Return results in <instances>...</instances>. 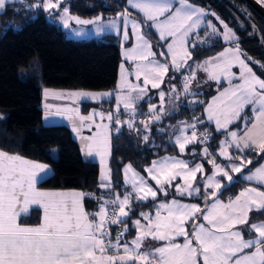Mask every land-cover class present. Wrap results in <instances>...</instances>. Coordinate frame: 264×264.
Here are the masks:
<instances>
[{
  "label": "snow or ice",
  "instance_id": "6c2138e0",
  "mask_svg": "<svg viewBox=\"0 0 264 264\" xmlns=\"http://www.w3.org/2000/svg\"><path fill=\"white\" fill-rule=\"evenodd\" d=\"M12 2L13 0H0V12L6 14L7 6ZM62 2L63 0H43V3L35 4L33 7H42L45 11L53 9L61 11ZM179 2L180 7L173 8L170 0H129L131 7L143 13V21L132 20L127 10L120 14L124 39L129 38V24L137 38L136 46L125 55L126 59L137 62L135 76L138 81L143 77V86L130 85L126 80L122 81L120 88L123 90L128 87V93L118 96L115 113L109 112L106 117L100 114L101 120L106 118L110 124L123 126L124 122L119 115L122 105L123 110L129 115L127 127L136 130L134 120L136 101L146 94L149 84L153 88H158L169 71L167 63L169 57H166L164 63L155 59L156 53L152 51L146 33L142 32L144 22H150L149 26L157 30L159 39L166 42L163 46L170 54L171 67L179 71L186 66L187 59L192 56L189 49L196 47L193 37L198 39L199 27L208 13L192 6L187 0ZM63 13L65 27L68 26L69 19H72L79 25L95 24L98 33L105 27L120 32L121 24L116 20L108 25H102L101 18L82 20L79 17H70L66 8L63 9ZM209 26L215 34L217 32L215 26ZM224 28L227 29V25H224ZM223 38L225 41L234 39V34L227 30ZM160 55L165 56V53L161 52ZM241 56L238 48H229L206 61L204 65H197L208 73L210 79L219 81L224 77L230 85L219 97L214 98L212 105L207 109L208 119L215 121L217 129L225 128L240 117L247 105H253L255 117L251 127L246 128L242 136L231 132V140L222 142L221 155L229 160L233 157L227 149L232 146L238 151L251 149L258 154H264V79L257 77ZM236 64L241 69L238 77L241 82L232 85V80L237 77L231 69ZM192 79L194 76L191 74L185 78V92L190 90ZM132 92H136L137 96H132ZM45 96H48L47 91ZM77 96L96 99L94 95L87 93H73L67 96L59 94L57 98ZM160 98L163 101V92L160 93ZM150 111L153 118L159 121L157 109L150 106ZM55 114L66 115L70 120L79 121V126H85V122L94 124L97 115L93 112L90 116H82L78 109L60 107L55 109ZM97 127L102 128V131H97L94 136L81 137L84 141L83 150L88 155L93 153L99 155L101 163H104L105 157L110 155V127L99 125ZM191 127L193 128L191 136L181 135L176 138V144L179 145L181 152L187 144L197 140L195 125ZM74 130L79 132V127H75ZM145 130L150 131L146 123ZM116 131L119 132V127ZM147 139L148 136L145 135L144 140ZM204 140H207V134ZM204 154L206 158L211 156L207 149H204ZM236 159L239 160V164L231 167L232 172H241L246 164L252 163L250 159L240 157ZM209 162L213 164L216 174L226 177L229 182L232 181L229 172L216 164L214 159H209ZM46 167L0 151V264H264V222L249 224L248 218L250 211L264 209V191L246 189L225 204L219 202L215 195L222 184L213 176L207 179L205 184L206 188L215 191L206 192L203 197L213 200L210 206L202 209L197 204H182L176 200L170 203L161 202L154 217L150 213H140L146 224H141L140 220L132 221L138 234L129 245V242L121 241L128 231L126 225L129 211L126 209H130L133 198L145 201L149 197L155 200L158 193L166 196V187L178 176L184 181L183 185L176 187L180 195L193 193L199 195L200 188L194 187L193 182L198 173L203 174L202 164L189 168L188 162L176 158L154 162L146 171L158 186L155 189L129 164L125 168V183L131 186L132 192L125 193L121 198L120 194L113 190V198L103 200L96 213L85 211L82 203L85 195L83 193L37 191L35 187L37 174L43 172ZM246 178L264 185V165ZM100 186L105 189L111 187L110 169H105ZM31 205H40L43 208V219L38 226L19 223L20 217L29 213ZM200 220L206 223H200ZM189 222L191 232L187 228ZM244 224H249V233H255L249 239H245L244 230L237 227ZM112 225H124L114 239ZM177 236L184 238L183 244L175 242ZM149 237L164 241V246L156 248L153 252L140 251L143 241Z\"/></svg>",
  "mask_w": 264,
  "mask_h": 264
},
{
  "label": "trees",
  "instance_id": "16d2710c",
  "mask_svg": "<svg viewBox=\"0 0 264 264\" xmlns=\"http://www.w3.org/2000/svg\"><path fill=\"white\" fill-rule=\"evenodd\" d=\"M129 0H66L70 15L92 18L100 13L106 17H115L128 7ZM188 2L214 12L218 18L229 24L238 39L237 43L244 54L254 63L253 71L264 79V16L258 13L246 0H187ZM43 0H26L24 3H10L6 14L0 13V151L20 156L31 161L48 164L53 174L41 181L38 187L43 190H79L94 192L96 199H112V191L120 195L123 189V173L127 164H131L140 174L146 175L147 168L164 156H182L192 159L191 164L207 147L217 153L226 132H218L204 116L206 103L217 91L216 85L209 90L194 91L198 83L194 81L188 95L183 94L180 75L171 71V98L175 99L177 112L159 121H150L147 108L152 101H143L137 105L143 111L136 114L144 123H135L136 130H130L123 123L122 130L112 135V156L110 160L112 189L101 190L100 166L84 160L81 147L74 139L71 129L66 125L45 126L43 123V92L45 89H68L89 91H111L118 86L120 65L122 62L119 38L107 35L102 40H74L67 38L66 32L54 21L59 14L42 7H33ZM208 20V18L206 19ZM207 27L200 31L204 35ZM154 42L156 38L149 34ZM226 43L222 40L190 48L191 63L197 64L216 56ZM177 95L180 97L177 98ZM115 100L99 103L83 102L82 112L93 110L113 112ZM121 120L128 115L120 113ZM145 120L150 131L145 130ZM195 125L197 140L188 146L182 155L179 145L173 139L172 128L178 123ZM239 122L234 128L240 126ZM116 130V127L113 126ZM117 127H121L117 125ZM207 134L208 143H203ZM147 135V141L144 136ZM55 151L57 156L55 157ZM243 158L250 159V169H255L263 160L264 154L253 150L238 152ZM240 177L217 197L222 200L235 198L246 186ZM179 197L176 190L167 189L153 200H132L127 223L128 231L123 240L131 242L136 235L132 221L141 218L140 213H153L159 203L170 197ZM95 199V198H94ZM89 208L93 201L87 199ZM25 224H39L41 211L33 209L30 214L19 219ZM264 221V209L252 211L249 224ZM249 224L240 228L244 236L249 233ZM124 225H112L113 239ZM122 249V248H121ZM121 253H123L121 251Z\"/></svg>",
  "mask_w": 264,
  "mask_h": 264
},
{
  "label": "rangeland",
  "instance_id": "374dc122",
  "mask_svg": "<svg viewBox=\"0 0 264 264\" xmlns=\"http://www.w3.org/2000/svg\"><path fill=\"white\" fill-rule=\"evenodd\" d=\"M25 1L26 0H13L12 3H24ZM256 1L260 5H262L264 7V0H256ZM170 2L173 5V8L180 7L179 0H170ZM189 4H191V3H189ZM192 6H195V5H192ZM195 7H197V6H195ZM65 8L68 9V5H67L66 0H63V2L60 4L61 11H58L59 14L55 15L53 18H54L55 23H57V25L66 32L67 38H71V39H74V40H91V39L102 40L107 35L116 36V37L119 38V45H120V48H121L122 62H121V66H120L118 86H117L116 90H111V91H85V90H79V91L75 90V91H73L72 90L71 91V90L46 89L44 91V104H43V106H44V109L46 111V116L47 117L52 112V109L49 106H52L54 108L55 107L57 108V106H58L56 99L55 100H50V99H52V96L54 98V95H59V94L63 93V92H60V91H65L64 93H66V94H67V92H68V94L87 93V94L94 95L96 97V99H91L89 96L88 97L77 96V97H75L76 101L84 100V102H88V101L89 102H91V101L99 102V101H102L104 99L105 100H111L113 97H115L116 101H117V97L118 96L126 94L129 91L128 87H125L123 90L120 88V85H121L122 81L126 80L127 84H130V85H141V86H143V77H141L140 80L138 81L136 79V76H135V68H136V63L137 62H134L132 60L126 59V55H125L127 51H129L130 49L135 47L136 44H137V38H136L135 34H133V32H132L131 24H129V26H128L129 38L127 40H125L123 35H122L123 24L120 21V14L124 13L125 10L121 11L120 13H118L117 16H115V17H106L102 21H100V23L102 25H108L111 21L116 20L118 23L121 24L120 32H118L117 29H114V28H111V27H105L102 32L98 33L96 31V27L97 26L95 24H91V25H88V26L79 25V24H76L75 21L72 20V19H69L68 26L65 27L64 20L62 19V17L64 16L63 9H65ZM197 8L203 9V8H200V7H197ZM53 10H55V9H53ZM53 10H49L48 12H50V14H51V13H53ZM126 10L130 14V18L132 20L143 21V13L140 12L138 9H135V8L131 7L129 2H128V8H126ZM203 10H204V12L208 13V15H206L203 18V22L201 23V25L199 27V30H198V34H199L198 39L194 36L193 37V43H195L196 46H204V45L212 44V43L216 42L217 40H222L224 43L227 44V46L220 53L225 52L229 48H232V49L238 48L239 49V53L242 54L241 58H244L246 60V63H248L249 67H251L250 64L254 63V61L249 59V57H247L243 53L241 48L239 47V44L237 43L238 37H237L236 33L234 32L233 28L229 24H227L226 22H224L220 18H218V16L213 11L210 12V11H208L206 9H203ZM55 11H57V10H55ZM136 11H138L139 13H136ZM0 13H2V12H0ZM69 16L72 17V15H70V14H69ZM207 18H208V20H206ZM149 23L150 22H144V25H143V28H142V32L146 33V39H148L150 41V43L152 45V51H154L156 53V56H155L156 60L160 61L161 63H164V62H166V57H169V59L167 60V63L169 65V71L164 76L163 82L160 84V86L158 88H153L150 84L147 86L146 94H144L141 98H139L136 101L135 110H136V114H138L141 111H143V109H141V107H137V105L139 103H141V101H143L145 98H148V99H150V98L157 99L158 98V100H156V102L154 101L153 103H151L150 106H154L157 109L158 114L160 115V118H162L165 115L170 117V116L174 115L177 112V110H178L177 107H176L177 105L175 103V99L173 97L171 98L172 105H169V102H168V100L171 97V92H170L169 85H170V81H173V78H172V75H171V70L174 69V68L171 67L170 54H168L167 48L165 46H163V45L166 44V42L165 41H161L159 39V34H158L157 30L154 27H150ZM209 25L215 26V28L217 29V32L215 34H213L212 27H210ZM224 25H227V29L224 28ZM205 27L208 28L207 31H205L204 35H200V31L203 30ZM148 29H151L152 31H154L156 33V39H157L156 42H154L152 40V38L150 37ZM227 30H230V32L232 34H234V39H231V40H228V41L224 40L223 36H224V33ZM189 51H190V49H189ZM161 52L165 53V56H161L160 55ZM217 56H215V57H217ZM191 58H192V56H191ZM191 58L187 59L185 67L181 68L179 70V72L175 71V73H180V72L184 71L185 74L188 75V76L190 74L193 75L194 79H192V80L198 82L196 84V86L193 88L194 91H196L198 89H201L202 86H200V85L202 84V82L207 83V84H209V83L221 84L222 82H227L226 86L224 85V89L221 90V91H218L213 96V98L210 100V102L206 105V107H205L206 119L209 122H211L213 125H215V127L217 128L215 121L208 119V111H207V109L209 108V106L212 105V102H213L214 98L219 97L222 92H224L226 89H228L230 87V85L228 83V80L226 78H224V77H221L219 79V81L210 79L207 72H205L202 68H198L197 67V65H204L206 61H209V60H211L214 57L206 58L201 63H197V64H192L193 62L191 63ZM213 62H215V61H213ZM187 65H190L191 67H188ZM231 71L233 73H235L236 77H237V78L232 80V85H236V84L240 83L241 81L238 79V77L240 75V72H241V69H240L239 65L238 64L233 65ZM253 73H255V72L253 71ZM175 75L178 76V74H175ZM255 75L257 77H259L256 73H255ZM46 91L48 92V96H45V92ZM161 92L164 93L163 101H161V98H160V93ZM109 94H111V95H109ZM131 95L132 96H137V93L136 92H132ZM179 97L180 96L177 95V98H179ZM80 102H83V101H80ZM117 103H118V101H117ZM76 104H78V107H75V105L70 104L69 108H75V109L80 110L81 107H82V103H77L76 102ZM168 105H169V108H168V112H167L168 114H167L165 109L168 107ZM46 106H48V107H46ZM150 106L147 108L146 111H147V114H149V116H150L149 120L150 121H153V120L155 121V119L153 118V114L150 111ZM247 106L250 107V111L252 112V118H254L255 117V113L252 111L253 105H247ZM121 109H123L122 105H121ZM245 110L246 109L244 108L243 111L240 114V117L238 119L234 120L232 123L226 125L225 128L217 129L219 131H225L227 133L225 139L222 142H224L225 140H229V141L231 140V137H230V133L231 132H236L238 136H242L245 133L246 128H250L251 125H250V121L248 119V116H245V114H244ZM95 111L99 115L104 113V112H102V110H95ZM115 111L116 110H114L112 113H115ZM125 113L128 115L127 112H125ZM60 116H63V115H60ZM1 118H3V115L0 113V119ZM252 120H253L252 121V123H253L254 119H252ZM146 122L147 121L145 120V123ZM239 122H241L240 126L234 128V125H237ZM146 124H148V123H146ZM191 126H192V124H190V123L187 124L186 122L185 123L181 122L178 126L174 127L175 129H177L176 133H175V129H171L172 132L174 131L173 133L175 134L174 135L175 137L173 136L174 141L176 142V138L178 136H181V134L183 132L182 130L185 131L186 136H191L192 132H193V128ZM194 130L196 132V128ZM79 131H80V129H79ZM75 135L76 136L78 135L77 131H75ZM80 142H81V144H83L84 141L81 139ZM190 144L191 143H189L187 145H190ZM187 145H186V147H187ZM222 148H223V143H221L220 149L217 151V153H212V152H210L208 150L207 147H202V151L197 157L199 160H195V162H193L192 164L190 163L192 161V159H186V158H184L182 156H180V157L179 156H164L162 158H159V159L155 160L154 162L161 161V160H163L165 158H176V159H180V160L188 162L189 168H192V167H194L197 164H202L203 165V174L198 173L197 176H196L195 181L193 182V186L194 187H199L200 188V194L197 195L196 193H193L192 195L185 194V195L182 196V195H180L179 192L176 191L177 194L180 195V197L179 198L169 199L168 201H166V203H170L172 200H176V201H178V202H180L182 204H197L202 209H206L208 206H210L213 203V200L211 198L204 199L203 197L206 195V192H213V191H215V189L206 188L205 181L207 179H209V178H212L213 176H215V179L220 181L221 184H222V187L220 188V190L215 192L216 197L225 188H227L228 186H230L234 182H237V179H239L240 177L242 178V180H244L247 183L246 187H244V190L242 192H244L246 189H250V188H255V189L259 190V191H264V185H261V184L257 183L255 180H251L250 181V180H248L246 178L248 175L252 174L256 170L255 169L254 171L250 172V164H246L243 167L241 172L237 173V172H232L231 171V167L234 164H239V160L236 159V158L237 157L243 158V155L242 154H238L239 151L234 146L229 147L227 149V151L233 157V159L229 160V159H226L223 155H221ZM204 149H207L208 153L211 154L210 158H206L205 157ZM245 150H247V149H244L242 152H244ZM56 156H57V151H55V157ZM209 159H214L216 164L220 165L222 168H224L226 171H228L229 175L232 176V181L229 182L226 177H223L222 175L216 174L215 173V169L213 167V164L211 162H209ZM28 161L33 162L31 160H28ZM43 165H46L47 167L43 171V175L42 176H45V178H47L50 174L51 175L53 174V169L48 164H43ZM127 165H129V164H127ZM261 165H264V162ZM126 166H125V168H126ZM151 166L152 165H150L147 169H149ZM106 168H107V166L102 165L101 173H100V181L102 180V177H103V175L105 173V169ZM125 168H124V173H123V189L125 190V193H131L132 192L131 186L127 185L125 183ZM132 168L136 172H138L133 166H132ZM107 169H109V168H107ZM140 175L143 176L147 180L148 184L151 185L153 187V189L158 187L156 185L155 181L152 180L149 177L148 172H147L146 175H142V174H140ZM110 176H111V173H110ZM183 183H184L183 179L178 176L175 180L172 181L171 185L166 187V190L168 189V187H169L170 190L173 189V188H175V190H176V187L178 185H183ZM78 193H81V192H78ZM91 193H94V192H91ZM158 196H159V193H158L157 197ZM149 199H151V197H149L147 200H149ZM133 200H136V199L133 198ZM147 200H145V201H147ZM218 201L222 202V203H225V204H227L229 202V201L222 200L220 198H218ZM31 206H36V205H31ZM253 211H256V210H253ZM250 212L248 213V218L249 219H250V215H249ZM153 215H155V213ZM199 222L200 223H206V222H204L202 220H200ZM262 222H264V221H262ZM146 223L147 222H145V224ZM258 223H261V222H258ZM187 228L190 229L189 232L192 231L191 222H189V224L187 225ZM178 238H183V237L177 236L176 239H178Z\"/></svg>",
  "mask_w": 264,
  "mask_h": 264
},
{
  "label": "crops",
  "instance_id": "0c3cea01",
  "mask_svg": "<svg viewBox=\"0 0 264 264\" xmlns=\"http://www.w3.org/2000/svg\"><path fill=\"white\" fill-rule=\"evenodd\" d=\"M129 2V1H128ZM188 2V1H187ZM43 3V2H42ZM190 3V2H189ZM192 4V3H191ZM192 5H194V4H192ZM196 6V5H195ZM198 7V6H197ZM128 8V7H127ZM43 9V8H42ZM68 10V13H69V8L67 9ZM126 10V9H125ZM55 11V10H54ZM120 13V12H119ZM136 13H139L138 11H136ZM70 14V13H69ZM57 15V14H56ZM148 32H149V34L151 33V34H153L154 35V37L156 38V33L154 32V31H152L151 29H148ZM157 40V39H156ZM226 46H227V44H226ZM225 48V47H224ZM223 48V49H224ZM222 49V50H223ZM222 50L220 51V52H222ZM242 50V49H241ZM219 52V53H220ZM218 53V54H219ZM244 53V52H243ZM217 54V55H218ZM216 55V56H217ZM213 57H215V56H213ZM210 58H212V57H210ZM201 63V62H200ZM250 64V63H249ZM251 65V64H250ZM121 66V65H120ZM252 68V67H251ZM253 70V69H252ZM171 71H173V73H175V71L176 70H174V69H172ZM120 72V71H119ZM176 72H179V71H176ZM175 74H177V73H175ZM260 78V77H259ZM201 82V81H200ZM226 83L227 82H222L221 84H216V83H209V84H207V83H204V82H202V84L200 85V86H202L201 87V89H198V90H202V91H207V90H209V88H210V86L211 85H216V87H217V91L215 92V94L218 92V91H221V90H223L224 89V85L226 86ZM239 84V83H238ZM228 85V84H227ZM117 89V88H116ZM115 89V90H116ZM46 90V89H45ZM44 90V91H45ZM54 90H68V89H54ZM72 91V90H71ZM73 91H75V90H73ZM77 91H79V90H77ZM85 91H89V90H85ZM60 92H63L62 94H66V93H64L65 91H60ZM67 94H68V92H67ZM67 94H66V96H67ZM214 94V95H215ZM213 95V96H214ZM59 95H54V98H53V96H52V99H50V100H57V107H60V108H69L70 107V104H72V105H75V107H78V104H76V102L77 103H82L83 104V102H84V100H78V101H76L75 100V97H72V98H57ZM213 96L209 99V101L206 103V105L210 102V100L213 98ZM85 97H88V96H85ZM49 100V101H50ZM111 100H115V108H114V110H116V105H117V101H116V98L115 97H113ZM156 100H158V98L157 99H155V98H150V99H148V98H145L143 101H152V102H156ZM80 101H83V102H80ZM102 101H110V100H102ZM102 101H99V102H102ZM143 101H141V102H143ZM89 102V101H88ZM92 103H99V102H93V101H91ZM168 102H169V105H172V103H171V97H170V99L168 100ZM43 104H44V92H43ZM153 105V104H152ZM169 105H168V107L165 109L166 110V113L168 112V108H169ZM206 105H205V107H206ZM49 106V105H48ZM51 109H52V112L50 113V115H48V117L46 116V111H45V109H44V106H43V110H44V114H43V123H44V125L45 126H54V125H66V126H68L70 129H71V131H72V134H73V137H74V139L79 143V145H80V147H81V152H82V155H83V158H84V160L85 161H87V162H91V163H97V164H99V166H100V173H101V168H102V165H104V166H107V168H109L110 169V166H109V164H110V160H111V156H112V135H113V133H115V132H117L116 130H115V128L113 127V126H115L116 128H117V125H115V124H110V122L109 121H107V119L105 118V119H103V120H101V115H99V114H97L96 113V111L95 110H93V111H91V112H89V113H84V112H82V107H81V109L80 110H78L79 111V113H80V115H82V116H90V115H92L93 114V112H95L97 115L95 116V123L94 124H91L90 122H85V126H79V121H74V120H70V119H68V117L66 116V115H63V116H60V115H57V114H55V109H56V107L54 108V107H52V106H49ZM248 106H246L245 107V116H248V119H249V121H250V125H251V123H252V119H254V118H252V112L250 111V107H248ZM102 112H104L103 114H105V117H106V115H107V113H109V112H106V111H104V110H102ZM121 112H124V110L123 109H121L120 110V113ZM120 113H119V115H120ZM168 114V113H167ZM204 116H205V109H204ZM205 119H206V116H205ZM206 121L207 122H209L207 119H206ZM209 123H211V122H209ZM180 123H178V124H175L174 125V127H176V126H178ZM212 124V123H211ZM103 126V127H110V132H109V136H110V155H108V156H106L105 157V162L104 163H101V158H100V156L99 155H96L95 153H93V154H91V155H88V154H86L85 153V151L83 150V148H84V142H83V144H81V142H80V140H81V137H90V136H94L96 133H97V131H102V128H98L97 126ZM75 127H79V129H80V131L78 132V135L76 136L75 135V130H74V128ZM172 128V129H175V128ZM214 127H215V125H214ZM251 127V126H250ZM89 128H91V130H89ZM215 129L217 130V128L215 127ZM183 132H182V134L181 135H186V133H185V131L184 130H182ZM218 132H225V131H219V130H217ZM177 132V129H175V133ZM175 135V134H174ZM175 137V136H174ZM193 143H191L190 145H192ZM190 145H187V147L184 149V151L183 152H181V154L182 155H184V154H186V152H187V148H188V146H190ZM247 150H250V149H247ZM247 150H245V151H247ZM240 152H242V151H240ZM15 156V155H14ZM20 157V156H19ZM21 158H23V157H21ZM23 159H25V160H29V159H26V158H23ZM33 162H35V163H38V164H42L41 162H36V161H33ZM264 162V160L255 168V169H257L262 163ZM44 164V163H43ZM255 169H250V172H252V171H254ZM110 173H111V170H110ZM43 175V172H39L38 174H37V179H36V184H35V187H36V189H37V191H40V192H45V193H61V194H73V193H78V192H81V193H83V194H85L84 195V198H83V201H82V203H83V207H84V209H85V211L86 212H88V213H96V212H98L99 211V205H100V203H102L103 202V200H108V199H96V197H95V195H94V193H91V192H88V191H79V190H43V189H40L39 187H38V184L41 182V181H43L44 179H46L45 178V176H42ZM51 175V174H50ZM49 175V176H50ZM48 176V177H49ZM239 179H237V181H238ZM247 185V184H246ZM112 187H113V185H112V182H111V187L109 188V189H105V188H102L101 187V190H103V191H107V190H110V189H112ZM246 187V186H245ZM175 189V188H174ZM244 189H242V191H243ZM167 191V190H166ZM241 191V192H242ZM240 192V193H241ZM239 193V194H240ZM88 194H92V195H88ZM163 194V193H162ZM238 194V195H239ZM179 195V194H178ZM237 195V196H238ZM121 196V198H123V196L122 195H120ZM167 196V195H166ZM165 195H164V197H166ZM236 196V197H237ZM179 197H180V195H179ZM179 197H170V198H166V199H164V200H162L161 202H166V201H168L169 199H172V198H179ZM235 197V198H236ZM95 198V199H94ZM235 198H233V199H231V200H234ZM87 199H89V200H92L93 201V203H92V205L90 206V208H89V206H87V205H89V202L87 203L86 202V200ZM227 201H230V200H227ZM160 202V203H161ZM33 209H39L40 211H41V221H40V223L42 222V219H43V208H42V206H40V205H36V206H31L30 207V210H29V213L28 214H30L31 213V211L33 210ZM157 210V209H156ZM156 210L153 212V213H150L153 217L155 216V215H153L155 212H156ZM252 212V211H251ZM251 212H250V214H251ZM27 214V215H28ZM249 214V215H250ZM22 216H24V215H22ZM21 218V217H20ZM91 218V217H90ZM140 221H141V224H145V220L141 217L140 219H139ZM19 223H21L20 221H19ZM39 223V224H40ZM22 225H27V226H38L39 224H25V223H21ZM256 224H259L258 222H256ZM245 225V224H244ZM241 226H243V225H238L237 227L238 228H240ZM134 227H135V225H134ZM135 229H136V227H135ZM241 229V228H240ZM243 230V229H242ZM188 231H190V229H188ZM137 229H136V235H135V238H136V236H137ZM253 235H255V233H253ZM253 235H248V236H244V238L245 239H249L251 236H253ZM134 238V239H135ZM175 242H177V243H181V244H183V242H184V238H178V239H175ZM164 244H165V242L164 241H159V240H153V239H151L150 237L149 238H146L144 241H143V244H142V247H141V249H140V251H142V252H144V251H147V252H153L156 248H158V247H162V246H164ZM129 245H131V242H129ZM121 251L123 252V249H121ZM121 254H123V253H121Z\"/></svg>",
  "mask_w": 264,
  "mask_h": 264
},
{
  "label": "water",
  "instance_id": "95a60500",
  "mask_svg": "<svg viewBox=\"0 0 264 264\" xmlns=\"http://www.w3.org/2000/svg\"><path fill=\"white\" fill-rule=\"evenodd\" d=\"M258 13H260L262 16H264V7L260 5L256 0H246ZM52 13L48 16V19L51 20ZM72 17H79L82 20H96L97 18H101L100 21H102L105 18V14L100 13L99 15L92 17V18H81L78 15H72ZM109 17V16H108ZM91 24H86V26Z\"/></svg>",
  "mask_w": 264,
  "mask_h": 264
},
{
  "label": "built area",
  "instance_id": "2783aa9c",
  "mask_svg": "<svg viewBox=\"0 0 264 264\" xmlns=\"http://www.w3.org/2000/svg\"><path fill=\"white\" fill-rule=\"evenodd\" d=\"M177 74L180 75V73H177ZM186 77H188V75H186V74H182V75L180 76V80H181V88H182V90H183V94H184L185 96L188 95V93H189V91H188V92H185V91H184V81H185V78H186ZM193 83H194V81L192 80V81L190 82L189 89H190V87L193 85ZM128 120H129V115H128V118H127L126 120H123V122H124L125 125H127ZM134 120H135V123H139V124H141V123L143 122V119H141V118H139V117H137V116H135ZM122 127H123V126L119 127V131L122 130ZM203 143H208V139H207L206 141L203 139Z\"/></svg>",
  "mask_w": 264,
  "mask_h": 264
}]
</instances>
